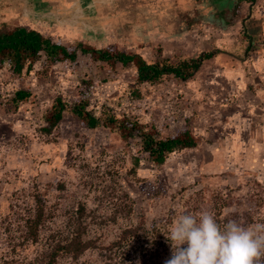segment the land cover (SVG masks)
<instances>
[{
    "label": "rangeland",
    "instance_id": "1",
    "mask_svg": "<svg viewBox=\"0 0 264 264\" xmlns=\"http://www.w3.org/2000/svg\"><path fill=\"white\" fill-rule=\"evenodd\" d=\"M62 1L45 0L48 7L31 9L20 0L0 2L6 4L1 6L5 16L0 14V32L17 27L35 31L43 39L75 51L73 59L51 61L40 50L29 71L21 73L0 57V264L4 258L14 257L10 250L22 225L18 216L32 209L33 195L44 200L55 216L42 227V242L56 229L66 234L70 223L65 211L78 201L94 213L97 219L88 232L104 244L124 225L142 218L146 228L157 225L167 229L170 217L172 223L185 207L191 209L194 204L195 212L207 210L215 215L222 211L215 217L223 225L229 220L245 227L264 223V199L261 207L255 200L257 195L264 198V103L254 64L262 62L258 58L262 46L257 44L263 37L259 41L258 33H251L256 40L249 42V33L242 32L247 13L242 16L241 1L232 0V7L221 10L226 21L219 14L209 19L212 12L202 14L186 6L175 11L171 2L167 7L154 0H108V6L79 9ZM49 11L59 13L61 22L53 14L51 19L42 15ZM74 15L82 22L75 24ZM205 19L212 23L206 24L211 39L217 37L212 30L217 31L221 24L226 28L229 23L226 42L215 44L225 51L227 63L218 59V65L206 57L203 70L195 74L196 69L190 68L183 71L186 77L168 74L152 82L139 80L131 54L146 63L170 65L191 60L203 47L213 55L208 35L187 32L203 31L205 25L199 22ZM169 24L177 31L185 30H179L176 39L159 43L158 29L167 37L175 36L164 29ZM240 43H246L241 67L235 60L240 58ZM109 52L124 59L108 62L98 58ZM87 81L83 94L79 86ZM18 90L29 95L14 100ZM83 96L87 98L85 110L101 123L107 118L116 119V124L136 121L154 134L155 141L190 129L200 142L168 153L157 164L154 154L144 147L140 130L134 129L123 139L118 125L86 127L70 111ZM57 97L66 106L58 123L49 127L45 114ZM214 192H220L221 200H210ZM119 197L130 201L133 211L112 222L108 218ZM35 251L27 245L15 257L27 253L31 258ZM70 260L59 263L72 264ZM80 261L102 264L96 250L84 253ZM257 264H264V256Z\"/></svg>",
    "mask_w": 264,
    "mask_h": 264
},
{
    "label": "trees",
    "instance_id": "2",
    "mask_svg": "<svg viewBox=\"0 0 264 264\" xmlns=\"http://www.w3.org/2000/svg\"><path fill=\"white\" fill-rule=\"evenodd\" d=\"M40 50H44L49 55L48 58L51 61L65 58L73 59L75 54L74 50H69L67 47L51 43L48 38L43 39L35 31H27L17 27L0 32V57L8 59L11 62V68L15 72L21 73L23 69L29 71L36 57H38ZM98 56V58H104L108 62H115V60L122 61L124 59L110 52L107 54H99ZM129 56H135L139 80L146 79L151 82L168 74L176 77H186L183 72L185 69L195 68L197 70L201 60L206 57H211V55L206 53L195 59H183L178 65H170L168 63L162 64L161 62L155 64L146 63L137 54H131ZM88 82L79 86L81 93L85 94L87 91ZM28 95V91L18 90L15 92L14 100H22ZM86 105L87 98L83 96L79 101L71 105L70 111L89 128H96L98 125H105L106 127H116L118 125L120 135L123 139L128 138L134 129L140 130L144 134V147L148 148L154 154L153 161L157 164L162 163L168 153L174 150L195 147L200 142L199 137L194 136L190 129L176 133L171 137L165 138L163 141H155L153 138L154 134L143 128L136 121L127 120V122L122 121L116 124V119L107 118V122H99L97 117L92 116L85 110ZM65 106L66 104L61 97L55 99L50 110L45 114V121L49 124V127L55 126L58 123ZM62 186L60 185V187ZM221 196L220 192H214L210 200H221ZM224 198L226 197L224 196ZM33 199L34 205L32 209H26V213L18 216L19 220L22 221V225L19 228V234L16 236V239L17 237L19 239L11 246L10 252L12 253L10 255L13 254L12 256L14 257L9 259L7 257L4 258L3 264H60V260L66 258L71 259L72 264H82L80 257L89 250L97 251L102 264H165V261L172 255L170 243L163 234L168 228L164 229L157 225L146 228L143 218L138 223L124 225L110 242L104 244L101 238L96 235H90V232H88L90 224L97 218L91 210L87 209L85 203L81 201L73 204L71 209H66L65 211L66 218H68L67 221L70 223L66 234L63 229H56L48 233L47 236H44L45 241L42 242L41 231L45 228L47 220L55 216H52L53 213L50 212V206H47V203L38 195H33ZM263 199L258 197V195L255 198L259 207L262 206L261 201ZM113 204L114 213L108 218L112 222H116L120 217H128L133 211L130 201H126L121 197L117 198ZM198 204L196 202V206ZM53 208L56 209V206H53ZM195 209L194 204L191 209L185 207L181 213H198L195 212ZM221 213L222 211L219 210L215 216H220ZM215 218L222 226L223 221L219 217ZM168 221L171 225V217ZM27 245L36 248L35 255L28 258L27 253H24L16 258V253L24 250Z\"/></svg>",
    "mask_w": 264,
    "mask_h": 264
},
{
    "label": "clouds",
    "instance_id": "3",
    "mask_svg": "<svg viewBox=\"0 0 264 264\" xmlns=\"http://www.w3.org/2000/svg\"><path fill=\"white\" fill-rule=\"evenodd\" d=\"M172 255L165 264H257L264 256V223L221 226L214 213H181L163 233Z\"/></svg>",
    "mask_w": 264,
    "mask_h": 264
},
{
    "label": "crops",
    "instance_id": "4",
    "mask_svg": "<svg viewBox=\"0 0 264 264\" xmlns=\"http://www.w3.org/2000/svg\"><path fill=\"white\" fill-rule=\"evenodd\" d=\"M1 1L2 0H0V2ZM8 1L11 4L15 0H13V1L8 0ZM20 1L23 2V6L25 8H29V9H31L32 6L37 7L40 5L41 8H46L49 6V5H47V2H45V0H20ZM56 1H59V0H56ZM66 1H70L69 4L71 3V5L68 7H78L79 9H82V8H85L88 6L94 7V8H99L101 6H108V4L110 3V1H108V0H103L104 4H102L101 0L100 1H98V0H64L62 2H66ZM231 1L232 0H154L153 2L155 4L157 2L161 3L162 5L165 4V6H167V7H169L170 2H171V4H173V6L175 8V11H177L178 8H180V10H181V7H179V6L191 7L194 10L196 8V9H199L202 14H204L205 12H212V15L209 14V17H207L209 19H211L210 16L212 17V16H216L217 14H219V16H221V18L225 20L227 18H226V16H224V12L221 13V10H226L228 7H232ZM239 1H241L239 5H241V7H242V16H243L244 12L247 13V15H245L246 20L244 23V30H243V28H241L242 32H244L246 30L245 33L246 34L249 33V35L247 36L249 42L252 41L253 39L256 40V38H251V37L257 33H258L257 37H258L259 41L261 40V39H259V37L260 38L263 37V41L260 42L259 44H257V47L260 46V44L262 46L261 48H258V50H259L258 58L262 61L261 63H263V64L260 63L261 64L260 65L256 61H255V63L254 62H252V63L257 65L256 70H258V72H259L258 83L262 82L261 90H260L261 91V102L264 103V53H263L264 52V36H263V34H264V0H253V1L239 0ZM1 6L6 7V4H0V14H1V16H5V14L3 12H1V9H2ZM159 6L161 7V5H159ZM9 7H12V6L10 5ZM13 7H15L16 9L18 8L17 5H14ZM51 14H53L54 17H57L56 18L57 22H59V21L61 22V20L58 18V15H60L59 13H53V12L49 11V12L42 14V15L50 17ZM173 16H177V14H173ZM76 17H77V15H74V17H73L75 24L82 22L79 19H77ZM50 19H51V17H50ZM208 21H209L208 19H205V20H201V22H199L200 25H203V24L205 25V27H204L205 29L203 31H199V30H195V29H189L187 32L192 33L191 35L197 34L196 36L199 35L200 37H206L208 35V37H206L207 40H210V42L208 43V46L209 47L213 46L214 51H213V55H211V57L207 60H210L211 58H213L214 59L213 62H215V61L218 62V65H219V60L222 63H227L226 60H223L224 59L223 54L225 55V51L220 50L219 47H215V44H219L220 42H223V41L226 42L227 35H225V33H227L226 29H228L230 25L228 23V26L226 28L224 27L225 24L218 25L216 28L217 31L212 30L213 32L217 33V37H213V39H211V35H213V34H211V32L209 33L210 29L206 28V24L212 25V23H210V21L209 22ZM218 23L219 24L221 23V19H218ZM223 23H224V21H223ZM255 23H257L259 25V27L255 26ZM253 26L255 27V29ZM164 29L169 30L170 33L175 34V36L174 37H172V36L167 37L166 34H164V32L159 31V29H158V32L161 33L159 36L160 37L159 43H162L163 40H167V38L176 39L177 38L176 33L179 30L180 31L185 30L184 27H181L177 31V29L175 30L172 28L171 24L167 25ZM189 33H187V34H189ZM211 40H214V42H212L214 45H211ZM242 43H240V48L237 49V52L240 53L239 54L240 58L234 56L235 60H239V61H237L236 64H240L241 61L244 60L243 55L246 51V47H245L246 43H244V44H242ZM203 49H204V47L201 50H199V52L196 54V56H192V58L195 59L197 57H200V56H203L204 54H206V52H204ZM244 49H245V51H244ZM229 55H232V53H229ZM207 60L205 58L203 60H201V63L199 65L198 69L195 70L194 74L198 71L203 70V68L205 66V61H207ZM241 65H242V63L240 64L239 67H241Z\"/></svg>",
    "mask_w": 264,
    "mask_h": 264
}]
</instances>
